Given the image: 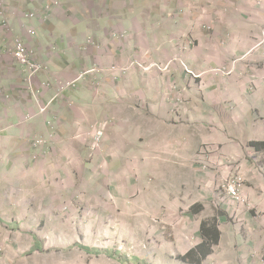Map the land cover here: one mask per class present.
Returning a JSON list of instances; mask_svg holds the SVG:
<instances>
[{
  "label": "crops",
  "instance_id": "obj_1",
  "mask_svg": "<svg viewBox=\"0 0 264 264\" xmlns=\"http://www.w3.org/2000/svg\"><path fill=\"white\" fill-rule=\"evenodd\" d=\"M48 2L57 8L56 16L70 25L66 30L71 35L72 53L58 60L60 65L63 61L108 66L138 61L153 64V53L141 60L131 55L127 60L126 52L132 53L137 45L146 51L158 45L170 49L174 44L182 49L187 44L186 32L181 30L184 26H213L212 33H197L193 54L180 60L198 78L184 72L181 65L177 74L136 76L133 131L129 137L107 138L104 153L98 157L105 163H134L135 169L139 164L146 177H160L173 165L177 179L181 177L177 195L190 193L186 178H193L194 188L199 178L204 179L193 204L187 207L178 200L169 207L181 225L178 238L161 245L151 241L145 253L136 255L139 264L149 259L152 264H264V0H35L32 8L42 12ZM13 16V12L9 14L10 19ZM167 20L168 24L178 22L177 27L168 29L163 40L155 38L153 26ZM45 31L50 34L52 28ZM90 36L99 45L96 49H85ZM60 45L64 47V42ZM43 54L50 56L47 51ZM154 79L162 84H146ZM6 81L10 83L11 78ZM171 81L192 85L186 96L191 102L189 113L182 114L191 119L179 129L176 139L170 138L168 122L153 123L154 116L160 113L164 117L169 112L164 91ZM144 92H152L153 98L143 100ZM54 95L44 89L46 102ZM66 95L57 99L46 115H38L33 99L23 96L21 89L10 90L8 99H0V179L5 186L0 188V241L8 230L17 238L35 237L22 228L33 225L34 217L20 216L19 211H33L39 201V209L46 207L48 199L44 202L43 196L51 186L66 187V179L73 176L74 156L79 155L81 161L87 158V152L79 148L83 143L69 136L73 111ZM86 98L89 112L90 105H98L100 95L89 93ZM31 115L35 117L28 121ZM138 119H144L145 126ZM36 139L44 140V146L35 147ZM233 165L246 180L243 205L220 190L224 173ZM187 208L193 211L188 217ZM191 226H195L194 232ZM85 250L88 256L102 255ZM191 252L192 259L181 260ZM104 256L117 259L112 252Z\"/></svg>",
  "mask_w": 264,
  "mask_h": 264
},
{
  "label": "rangeland",
  "instance_id": "obj_2",
  "mask_svg": "<svg viewBox=\"0 0 264 264\" xmlns=\"http://www.w3.org/2000/svg\"><path fill=\"white\" fill-rule=\"evenodd\" d=\"M33 1L35 0H10L5 7L9 27L2 28L0 25V43L4 49L0 59V99H8L10 90L18 92L20 89L23 96L32 98L26 78L16 68L12 56L14 37L19 36L44 68L34 81L35 86L42 91L41 102L48 104L47 111L42 115H46L50 106L68 93V104L72 105L73 111V127L68 133L70 137L83 143V147L79 148L87 152V158L81 161L79 155L74 156L73 171L70 172L73 176L66 179V187L51 186L49 193L43 196L44 202L48 199L46 207L39 209L42 205L39 201L35 203L38 208L33 211H19L20 216L31 214L34 217L33 225L22 228L30 230V235L35 236L33 238L37 241L31 236L17 238L13 236L16 235L13 231L8 230L4 240L0 241V264H139L135 259L136 255L145 253L146 245L151 241L161 245L178 238L181 225L178 224L177 214L169 207L178 200L186 206L193 204L204 179L199 178L198 187L194 188L193 178H186V181L189 180L190 193L177 195V180L181 177L177 179L178 170L173 165H169L171 167L160 177H146L140 172L139 164L135 169L134 163H105L98 155L104 153L107 138L129 137L133 131L130 128L132 122H135L133 86L136 84V76L177 74L181 65L184 72L198 78L180 60L185 54H193L197 46L194 40L197 33H212L213 26H184L181 30L186 32L187 44L182 49L179 44H174L170 49H163L158 45L146 51L142 45H137L133 47L132 53L130 50L126 52L129 54L127 60L131 59V55L134 60H141L151 57L153 53V64L146 65L138 61L136 64L125 62L122 65L108 66L83 62L75 64L73 61L66 64L63 61L64 65H60L57 61L65 60L72 53L71 35L66 30L70 25L56 16L57 8L53 4V7L49 2L45 5L52 7L50 12H45V6L40 12V9L32 8ZM12 12L14 16L10 19L9 14ZM28 13H37L40 16L39 20L30 24L36 30L34 37L25 34L22 20ZM40 21H44V24ZM159 22L163 23V20ZM168 22L169 20L164 25L153 26L156 30L155 38L163 40L168 29L177 27L178 22ZM43 25L45 30L52 28L50 34L42 30ZM56 27L64 30H57ZM60 41L64 42V47H61ZM90 41L98 44L90 36L85 41V49L90 48ZM44 51L50 53V56H44ZM45 59L54 62H46ZM219 72L229 73L224 70ZM10 78V83H7L6 80ZM113 79L117 81L114 82ZM146 84L157 86L162 83L154 79V82ZM191 88V83L179 84L171 81L167 91H164L169 112L164 117L159 113L153 118L154 125L161 121L169 123L171 139L178 138L179 129L191 119L182 115L189 113L191 102L186 96ZM44 89L49 94H55L48 102L44 99L48 97V94L47 97L44 96ZM89 93H96L100 98L98 105L93 103L87 112L86 95ZM155 95H158L156 91ZM142 96L143 100L153 98V93L144 92ZM49 123L52 125V122ZM138 123L145 126L144 119H138ZM2 180L0 179V188L5 187ZM152 186V191L147 193ZM192 212L191 208H187L186 216L193 214ZM193 223L194 220L191 225ZM194 228L195 226H191V232L195 231ZM85 248L98 251L102 255L88 256ZM106 252L115 253L117 259L110 260L105 257ZM181 260L186 261L187 256ZM142 264H152V261L142 260Z\"/></svg>",
  "mask_w": 264,
  "mask_h": 264
},
{
  "label": "built area",
  "instance_id": "obj_3",
  "mask_svg": "<svg viewBox=\"0 0 264 264\" xmlns=\"http://www.w3.org/2000/svg\"><path fill=\"white\" fill-rule=\"evenodd\" d=\"M10 0H0V25L2 28L9 27L7 16L5 15V7L9 4ZM51 6H45V12H50ZM39 15L37 13H28L23 17V24L25 34L29 37L36 36V30L33 29L30 24L34 21L39 20ZM41 20V19H40ZM44 24V21H40ZM88 46L98 47V44H93L91 41ZM3 45L0 43V59L3 57ZM12 56L15 61L16 68L23 72L26 78L28 87L30 90V95L38 109V115L44 114L48 109V104H42V91L35 86L34 81L44 70L43 66L35 59V55L28 48L27 44L23 38L19 36L14 37ZM1 93V92H0ZM35 115L27 116V120H33ZM34 146H44V140L36 139ZM228 171L224 173L221 182L220 190L222 194L230 199L231 201L243 205L246 204V198L243 194V189L245 187V178L235 169V166H229Z\"/></svg>",
  "mask_w": 264,
  "mask_h": 264
},
{
  "label": "trees",
  "instance_id": "obj_4",
  "mask_svg": "<svg viewBox=\"0 0 264 264\" xmlns=\"http://www.w3.org/2000/svg\"><path fill=\"white\" fill-rule=\"evenodd\" d=\"M203 232H205V234L208 235L206 233V230L204 229V227H203ZM197 249H198V251H203L202 248H200V247H197ZM193 254H194L193 252L189 253L188 256H187V259L188 258H192L193 257Z\"/></svg>",
  "mask_w": 264,
  "mask_h": 264
}]
</instances>
